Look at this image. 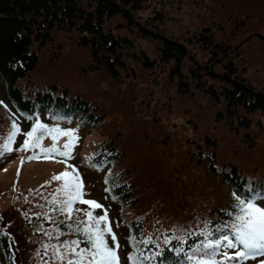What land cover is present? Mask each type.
Returning <instances> with one entry per match:
<instances>
[{
	"label": "rangeland",
	"instance_id": "374dc122",
	"mask_svg": "<svg viewBox=\"0 0 264 264\" xmlns=\"http://www.w3.org/2000/svg\"><path fill=\"white\" fill-rule=\"evenodd\" d=\"M135 17L138 23L154 18L153 22L147 23L150 28L156 27L153 29L157 30L156 33L188 44L191 58L201 64L205 63L209 54L194 39L204 27H210L217 41L233 46L231 54L236 65L239 69L245 68L242 74L254 87L264 91V38L261 37L264 35V0H147ZM118 23V20L113 23L116 24L115 33L131 39L136 53L146 49L150 58L155 57L152 43H157L142 40L135 33H126ZM88 62V54L80 50L71 36L53 30L51 40L40 50L39 62L32 72L34 75L29 78L33 89H43L48 84L56 83L68 89L69 97L80 93L96 100L105 113L98 131L88 124L74 121L53 126L73 130L78 137L71 158L66 162L58 155L49 159L28 160L27 157L33 154L31 150L18 151L26 138L24 133L31 130V122L22 118L12 107L0 83V146L4 144L13 121L21 129L12 144L13 150L0 155V216L5 232L11 236L15 264H30L35 240L17 207L26 211L33 205L46 206L45 201L52 196L62 203L66 197L57 189L63 180H53L52 177L65 171L72 172V168L77 170L83 183V199L102 205V208L93 210V214L100 216L107 211V220L116 242L114 244L107 234L105 240L114 247L119 264H133L129 259L127 228L120 224V220L122 217L129 219L131 214L140 212L133 210L119 216L105 192L103 171L86 165L85 158L98 144L96 137L105 140L118 131L121 133L118 138L125 154V163L137 167L142 181L153 175L147 185L137 181L140 201L137 208L158 209L161 223L166 225L186 218L189 212L184 208L190 203L197 209H204L203 204H207L206 210L225 202L217 197L218 189L215 192V187L210 185V176L189 158L187 151L192 138L199 141L203 136H214L220 147L221 159L244 164L241 168L250 181L264 180V115L255 113L251 116L253 123L248 132L251 131L254 136L256 150L242 151L234 146L238 134L229 130L225 120L219 118L220 105L213 103L203 93L186 95L177 92L166 82L168 66H161V72L154 76L153 71L141 70L133 63L134 74L129 80L134 78V81L126 80L117 86L101 71L86 68ZM186 64H192L191 60ZM215 69L221 70L218 66ZM118 94L126 95L120 104L117 103ZM135 119L139 120L138 124ZM143 120L146 124L141 125ZM67 139L59 137L57 146L62 148ZM42 144L50 147L51 137L45 136ZM21 158H24L23 163ZM153 179H165L170 185L167 198L164 192L166 186H156L157 182L152 183ZM206 185L210 186L207 188ZM152 200L158 202L157 206L152 204ZM259 202L264 206V200ZM88 210L89 205L75 202L71 215L67 211L64 214L71 224L84 227L87 221L84 212ZM191 220L187 224H191ZM146 221L151 224L154 220L147 217ZM43 245L51 246L49 243ZM230 250L234 249L220 247L215 257H210L211 261L215 260L217 264H240L241 261V264H260L264 260V255L258 254L246 260L225 261L223 254Z\"/></svg>",
	"mask_w": 264,
	"mask_h": 264
},
{
	"label": "trees",
	"instance_id": "16d2710c",
	"mask_svg": "<svg viewBox=\"0 0 264 264\" xmlns=\"http://www.w3.org/2000/svg\"><path fill=\"white\" fill-rule=\"evenodd\" d=\"M146 2L147 0H0V83L5 89L6 99L22 118L31 122V127L36 120L49 128L63 125L64 121H74L88 124L98 131L105 113L96 100L80 93L69 97L68 89L56 83L48 84L43 89L32 88L29 78L34 75L32 72L39 62L40 50L51 40L53 30H58L71 36L80 50L88 54L86 68L101 71L117 86L126 80L134 81V78L129 80L134 74L133 63L141 70L153 71L154 76L161 72V66H168L166 82L170 86L181 94L203 93L208 96L213 103L220 105L219 118L225 120L226 127L238 134L234 146L242 151L256 150L254 136L248 130L253 123V114L264 115V91L254 87L242 74L245 68L239 69L236 65L231 54L233 46L217 41L210 27H204L194 40L209 57L205 63H199L191 58L188 44L156 33L157 30H153L156 27L150 28L147 23L153 22L154 18L138 23L135 15L144 8ZM115 20H118L117 25L120 29L124 28L126 33H135L142 40L157 43H152L155 57L150 58L146 49L136 53L131 39L115 33ZM261 37L264 38V35ZM190 60L192 64L187 65ZM216 66L221 70H216ZM116 91L119 93L117 88ZM124 96L126 97L119 95L118 104ZM154 120L157 121L156 118ZM138 122L136 120L137 124ZM142 124H146L144 120ZM120 134L118 131L105 140L96 137L98 144L87 155L91 160L87 157L85 160L88 167L103 171L105 192L119 216L133 210L140 212L131 214L129 219L122 217L120 220V224L127 228L130 256L135 257V260H131L133 264H196L199 260L211 261L210 257L214 258L215 254L207 255L212 249L202 248L207 243L202 233L208 232V239L213 241L224 235H231V229L224 225H230L235 215L232 207L235 202L233 193L248 195L247 190L251 184L255 193L264 197V180L250 181L241 168L244 164L221 159L220 147L214 136L207 134L199 141L192 138L187 151L189 158L210 176V185L215 187V192L218 189L217 197L225 202L206 210L207 204L202 203L204 209H197L190 203L184 208V211L189 212L186 218L176 219L170 225L163 224L158 209L137 208L140 202L137 197V181L147 185L153 175L142 181L137 167L125 163V154L119 145ZM154 182H157L156 186H166L164 192L167 198L170 185L165 179L152 181ZM260 200L264 199H259L258 203ZM45 203L46 206L33 205L26 211L17 207L24 217L26 227H30V233L35 238L29 263L67 264L68 259L75 260L77 257L63 247L65 242L77 241V251L89 249L90 242L82 232L74 231L77 227H83L68 221L64 211L60 210V201L52 196ZM152 204L157 206L158 202L152 200ZM147 217L154 221L149 224ZM193 217L195 220H191ZM190 220L191 224H187ZM149 238L151 243H142ZM165 238L169 241L167 244L164 242ZM44 243L51 246L48 245L45 250L44 245L42 246ZM53 246L59 247L66 259L54 258ZM197 248H201V251L195 252ZM12 253L11 236L5 232L0 219V264H15ZM146 257L152 259H145ZM89 262V256L85 253L82 264Z\"/></svg>",
	"mask_w": 264,
	"mask_h": 264
},
{
	"label": "snow or ice",
	"instance_id": "6c2138e0",
	"mask_svg": "<svg viewBox=\"0 0 264 264\" xmlns=\"http://www.w3.org/2000/svg\"><path fill=\"white\" fill-rule=\"evenodd\" d=\"M21 132L20 127L16 122H12L9 128V133L5 139V142L0 146V155L5 152H11L12 144L15 141L17 135ZM39 133V134H38ZM25 139L18 151H32L33 154L28 156V160L49 159L56 155L67 159L71 158L72 151L75 147L78 137L73 130H63L60 127L49 128L39 120H36L31 130L24 133ZM48 135L52 139V145L50 147H44L42 141ZM67 137L66 142L63 143L62 148L57 146L59 137ZM39 149V151H35ZM21 158V163H23ZM91 160V157H87ZM68 167H72L68 165ZM19 174V173H18ZM53 180H63V184L58 192L62 193L66 199L62 201L61 211H67L69 216L72 212V205L75 202H80L90 206V210L85 211L84 215L87 217V221L83 228L77 227L74 231L82 232L90 242L89 249H81L77 251L78 242L73 240L65 242L63 247L71 251L77 259H68L67 264H82L85 260V253L91 257L89 264H119L117 253L114 247L109 246L105 240V236L110 235L111 240L115 244L116 236L112 232L107 220V211L105 210L103 215L95 216L93 210L102 208V205L94 200L83 199V183L79 177V174L75 168H72V172H62L59 175H54ZM107 190V189H106ZM248 195L244 193H233L235 196V202L232 207L235 210L232 223L230 225H224L225 228L231 229V236L224 235L222 238H217L214 241L208 239L209 233L204 232L207 243L202 245L203 249H212L211 253L207 255H214L215 252L223 247L225 249H237L233 256H230L225 252V261L231 262L233 259L246 260L248 258H255L256 255H264V206L258 203L261 197L260 193H255V189L251 184L248 187ZM2 219V218H0ZM103 225V227L101 226ZM50 235V234H48ZM135 240V238H132ZM165 244L169 241L165 238ZM142 243H151V238L142 241ZM118 247V244L115 245ZM239 246V248H238ZM48 245H44L45 250L48 249ZM201 248L195 249V252H200ZM53 256L56 259L64 260L66 256L60 253L59 247L53 246ZM130 260H135L134 256L129 257ZM145 259H152V257H146ZM191 260L192 257H189ZM196 264H217L216 261L199 260ZM260 264H264V260L260 261Z\"/></svg>",
	"mask_w": 264,
	"mask_h": 264
}]
</instances>
